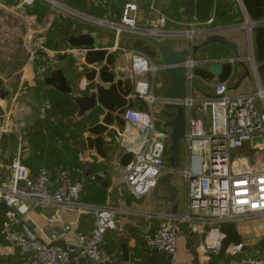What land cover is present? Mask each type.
Instances as JSON below:
<instances>
[{
	"label": "crops",
	"instance_id": "crops-1",
	"mask_svg": "<svg viewBox=\"0 0 264 264\" xmlns=\"http://www.w3.org/2000/svg\"><path fill=\"white\" fill-rule=\"evenodd\" d=\"M15 1L0 0V183L10 180L12 159L21 154L25 158L30 155L27 133L32 132L34 140L40 136L35 134L34 128L39 121L43 91L35 77L33 52L42 49L50 64L42 88L53 90L57 100H73L76 104L74 116L64 117L56 108L50 113L54 120L81 124L82 132L69 137L68 145L77 152L81 164L78 174L82 182V198L89 203L113 205L119 210L114 227L105 233L102 242L111 259L97 263L76 252L68 264H223L232 257L238 260L257 255L264 258V218L261 216L248 218L239 226L223 223L221 228L225 237L220 253H203L201 236H191L186 226L177 232L174 260L161 250L145 246L142 235L154 232L157 226V219L149 214L172 213V205L156 198L153 189L140 198L129 191L124 175L145 141L147 130L127 120L125 111L129 108L149 110L146 99L135 91L136 80L144 79L150 83L156 98L153 104L156 116L170 119L175 115V111L167 109L161 100L170 84V77L163 71L157 46L146 36L117 35L104 25L65 14L50 4L44 5V14L31 12L30 8L27 13H21ZM127 1L139 5L140 28L159 27L153 19L150 0H74L69 3L77 5L83 12L117 20ZM168 1L171 0H155V7L164 10ZM231 9L232 18L239 15V19L219 24L199 22L191 28L197 32L192 43H199L205 36L198 34V30L216 27L215 32L237 44L240 59L249 54L252 56V61H244L251 79H242L236 87L244 74V67L228 47L211 43L193 55L194 88L191 98L194 104L191 111L202 118L206 129L209 118L203 111V103L213 96L215 84L227 83L230 94L252 93L259 88L264 90V0H233ZM242 18L243 21L248 18L258 23L247 31L241 26ZM168 22L182 23L172 18ZM166 24L161 27L164 35L156 39L170 43L178 50L188 46V40L181 35L182 30ZM47 38L51 48L41 45ZM136 51L145 53L158 67L154 77L151 72L131 70L132 55ZM21 56L27 59L20 61ZM215 60L222 63L218 76L208 71L209 64ZM90 104L92 107L86 108ZM80 107H85L83 112H80ZM260 108L264 113V101H260ZM43 133L47 135L45 131ZM48 143L49 140H45V148ZM246 147L260 150L246 143L242 151ZM253 166L264 169L263 163L256 162ZM183 168L179 171L181 175ZM94 176H100L101 180L95 181ZM171 182L177 186L172 179ZM21 211L17 228L23 229L26 225L37 239L62 245H75L78 235L90 230L94 222L91 214H78L72 210L61 213L55 206L26 204ZM184 212L183 199L176 213ZM239 242L244 244L242 250L231 255L230 244ZM17 254H20L23 264H36L30 255L0 238V257Z\"/></svg>",
	"mask_w": 264,
	"mask_h": 264
},
{
	"label": "built area",
	"instance_id": "built-area-1",
	"mask_svg": "<svg viewBox=\"0 0 264 264\" xmlns=\"http://www.w3.org/2000/svg\"><path fill=\"white\" fill-rule=\"evenodd\" d=\"M35 1L18 0L16 8L21 13H27ZM44 1L65 14L104 25L117 35L130 33L158 38L164 35L161 27L171 19L155 7V0H150L149 4L153 10V19L159 27L144 29L138 23L139 5L133 1L123 4L117 20L80 11L61 0ZM212 20L213 17L206 23ZM257 23L246 18L241 26L251 31ZM215 30L216 27H207L198 30V34L212 33ZM196 34L191 28L181 32L189 44ZM240 60L250 62L252 56L249 54ZM182 65L187 77V89L192 91V69L195 65L193 56L189 55ZM131 70L151 72L154 77L158 67L145 53L136 51L132 55ZM44 71L45 66L38 68L39 73ZM135 91L138 96L146 99L149 110L129 108L125 111V118L145 128L147 136L124 178L131 194L140 198L154 188L159 176L168 168L166 157L169 154L170 130L155 114L153 104L156 98L150 83L144 79L136 80ZM161 100L165 104L176 102L163 97ZM260 101H264V90L261 88L252 93L230 94L227 83L219 82L214 86L213 96L203 103V111L209 118V127L206 129L202 118L193 115L192 111L188 114L183 136L186 151V164L182 171L186 183L185 212L150 213V217L157 219V226L154 232H145L142 235L147 248L161 250L174 260L177 232L186 226L201 236L200 248L203 253H220L225 237L221 228L223 223L230 222L239 226L242 221L254 216L264 218V169L255 168L249 156L242 151L244 145L250 143L254 136H261L263 143L257 144L256 148L264 152V113L261 111ZM184 102L190 105L189 102ZM43 111L44 108L41 109L40 106L39 117L44 116ZM160 120L163 125L158 126L156 123ZM10 172V180L0 183V201L7 207L5 219L0 226V238L30 255L36 264H68L76 252L85 254L97 263L111 259L110 252L103 247L102 242L105 233L114 227L119 210L113 205L94 204L83 200L81 181L74 179V173L80 172L78 166L61 168L52 178L53 174L45 167H40L32 174L19 155L12 159ZM26 204L55 206L61 213L69 210L78 214L88 213L94 218L93 226L78 235L75 245L41 241L26 225L23 229L16 227L20 219L18 214ZM243 246L242 242L232 243L229 253L237 255ZM223 264H264V258L257 255L238 260L232 257Z\"/></svg>",
	"mask_w": 264,
	"mask_h": 264
},
{
	"label": "trees",
	"instance_id": "trees-1",
	"mask_svg": "<svg viewBox=\"0 0 264 264\" xmlns=\"http://www.w3.org/2000/svg\"><path fill=\"white\" fill-rule=\"evenodd\" d=\"M17 1L18 0L15 2L17 3ZM66 1L71 3L74 0ZM45 4L48 5L49 3L44 0H36L29 8L31 9V12L33 11L44 14L46 11L44 7ZM222 5L215 10L216 16L213 18L211 22L212 24L232 21V5H225L224 3ZM70 6L73 7V4ZM214 6V0H182L180 2H178V0H171V7L177 8L180 13L183 11L195 13V15L198 16L197 19L203 22L209 20L212 12L214 11ZM41 45L44 48L47 46L51 48L48 38ZM34 56L35 77L37 83L40 85L39 87L41 88V91H43L40 106L41 109L44 108V116L38 117L39 121L34 128L35 134H40V136L34 140L32 132L27 133L31 150L30 155L27 158H25L24 154H21L22 162L31 168L30 170L32 174H34L40 167H45L51 174L54 175L59 169L64 167L78 166L80 168L81 164L79 163L77 152L68 145V140L69 137L77 136L82 132L81 124L79 122H63L61 120H54L50 113L52 109L56 108L59 114L64 117L74 116L73 114L77 112L76 104L73 100H57L53 90L50 88L46 90L42 88V81L50 64L44 50H35ZM42 66H45V71L43 73H39L38 68ZM51 100H53V103ZM43 131H45L47 135L44 134ZM48 135L50 136L48 137ZM47 139L49 140V143L45 148L44 143ZM74 179L80 181L81 178L78 173H74ZM100 195L102 196V194ZM6 210L7 207L2 201H0V226L5 219ZM19 258L20 254L7 257L1 256L0 264H23Z\"/></svg>",
	"mask_w": 264,
	"mask_h": 264
},
{
	"label": "water",
	"instance_id": "water-1",
	"mask_svg": "<svg viewBox=\"0 0 264 264\" xmlns=\"http://www.w3.org/2000/svg\"><path fill=\"white\" fill-rule=\"evenodd\" d=\"M147 38L157 46L163 62V71L170 77V84L163 93V98L176 101L169 102L165 105L167 109L175 111L174 117L170 119L160 117L164 121V125L171 129L169 136L170 143L168 146L169 154L166 157L168 168L159 176L153 188V193L156 198L170 202L172 205L171 212L176 213L177 206L181 200L180 189L171 182V179L180 161V140L183 139L187 116L191 112L194 104L192 101L193 98H191V91L187 89V77L185 68L182 64L189 55L193 56L200 48L206 47L211 43L222 44L228 47L236 58L240 56L237 44L218 32L207 33L199 43H191L189 44L190 46H185L180 50L174 49L170 43H163L154 37L147 36ZM240 63L244 67V74L239 79L236 87L240 84L242 79H251L248 66L243 61H240ZM221 69L222 63L218 60L212 61L208 66V71L214 76H218ZM184 101L189 102L190 105L186 104ZM92 105L93 104L87 105L86 108L92 107ZM84 109L85 107H80V112H83ZM250 143L253 148H256L257 144L263 143V138L261 136H254ZM52 178H54V174ZM94 180L100 181L101 177L94 176ZM161 191L163 193H161ZM188 232L191 236L197 235V233L193 232L190 228H188Z\"/></svg>",
	"mask_w": 264,
	"mask_h": 264
},
{
	"label": "rangeland",
	"instance_id": "rangeland-1",
	"mask_svg": "<svg viewBox=\"0 0 264 264\" xmlns=\"http://www.w3.org/2000/svg\"><path fill=\"white\" fill-rule=\"evenodd\" d=\"M64 1L63 3H66L68 5H70L69 2H67L66 0H62ZM182 0H178V2H180ZM215 2V8H214V11L212 12L211 17H215L216 16V9H218V7H220L223 3L225 5H232L233 6V0H214ZM16 4V3H15ZM223 6V5H222ZM73 7L75 9H80V11H82L81 8H79L77 5H73ZM166 9H164L166 12V14L170 15V17L176 21H181L182 19H184V21H182V23L180 24H174L172 22H166L165 24L168 26V27H171V28H176V29H179V30H185V29H190V28H193L194 26L193 25H197L196 22H203V21H199L197 18L198 16L195 15V13H188L186 11H183L180 13V11H178L177 8L175 7H171V1H168V4L165 5ZM164 10L162 9L161 11L164 12ZM209 18V19H210ZM233 20L235 19H239V15H235V18L233 16L232 18ZM207 21V20H206ZM189 22L191 24H189ZM194 22V23H193ZM205 22V21H204ZM243 22V18H242V21ZM23 59H27L26 56H21L20 57V61H22ZM157 125L159 126L160 123L157 122ZM243 153L245 155H248L249 158H250V161L251 162H254V164L257 162V163H263L264 164V152L260 151V150H251L249 149L248 147H246L244 150H243ZM186 164V154H185V142H184V139H181L180 140V161H179V164L176 168V172L174 173V176L172 178V180L175 182V184L177 185V187L180 189V196H181V201L184 199V195H185V188H186V183H185V180L184 178L182 177V175L179 173V171L181 170L182 167H184ZM253 164V163H252ZM253 164V165H254Z\"/></svg>",
	"mask_w": 264,
	"mask_h": 264
}]
</instances>
